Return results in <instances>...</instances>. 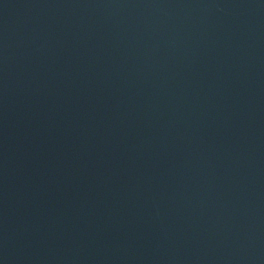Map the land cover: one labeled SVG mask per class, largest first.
Instances as JSON below:
<instances>
[{
    "label": "water",
    "instance_id": "1",
    "mask_svg": "<svg viewBox=\"0 0 264 264\" xmlns=\"http://www.w3.org/2000/svg\"><path fill=\"white\" fill-rule=\"evenodd\" d=\"M0 264H264V0H0Z\"/></svg>",
    "mask_w": 264,
    "mask_h": 264
}]
</instances>
